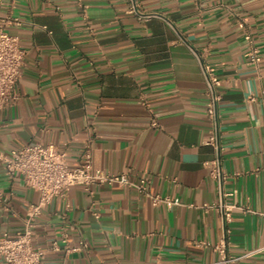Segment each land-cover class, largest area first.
I'll return each instance as SVG.
<instances>
[{
  "label": "crops",
  "instance_id": "0c3cea01",
  "mask_svg": "<svg viewBox=\"0 0 264 264\" xmlns=\"http://www.w3.org/2000/svg\"><path fill=\"white\" fill-rule=\"evenodd\" d=\"M2 0L1 15L25 51L17 99L0 109V150L32 142L77 166L89 145L95 168L129 186L68 187L35 218L41 264H211L200 241L222 235L200 61L221 80L224 191L235 205L228 249L261 251L264 264V0ZM198 55V57L196 56ZM156 121L157 125H151ZM180 205L153 206L149 195ZM38 193L0 162V236L23 229ZM57 240L59 249H51ZM80 241L81 251L67 250ZM0 264H7L0 256Z\"/></svg>",
  "mask_w": 264,
  "mask_h": 264
},
{
  "label": "built area",
  "instance_id": "2783aa9c",
  "mask_svg": "<svg viewBox=\"0 0 264 264\" xmlns=\"http://www.w3.org/2000/svg\"><path fill=\"white\" fill-rule=\"evenodd\" d=\"M129 12L141 18H148L152 14H139L135 1L129 0ZM2 0H0V7ZM21 20L10 15L0 14V109L13 103L17 97V83L20 78V69L24 62L25 51L19 45L17 36L9 33L10 26H18ZM198 57V55H196ZM200 71L204 79L205 116L209 123L208 135L202 144L210 146L213 151L211 159L203 162L208 169V175L215 181L218 199L211 204H203L205 209H215L220 217L222 235L216 243L208 241L198 242L199 246L210 247L218 255L211 264H239L240 259L261 251L251 250L241 255H233L228 249L229 224L232 221L233 203L226 202L235 191L227 192L223 184L227 178L222 167L223 146L220 134L219 105L222 100L219 87L221 80L200 61ZM151 125L156 126V121ZM0 162L8 177L19 175L24 184L38 193V201L31 204L27 210L23 229L10 235L3 232L0 236V256L7 264H41L44 251L33 244L35 218L55 196H63L65 190L73 185H80L86 191L95 184L129 186L140 193H146L147 180L140 179L138 183L130 180L124 174H110L95 168L92 163V151L88 145L82 153L81 162L69 167L65 151L58 150L52 144L32 142L19 148L12 149L8 154L0 150ZM153 206L164 204L167 207L180 205V200L168 196L149 195ZM87 248L84 241L67 250L81 251ZM51 249L58 250L57 240L51 243Z\"/></svg>",
  "mask_w": 264,
  "mask_h": 264
}]
</instances>
